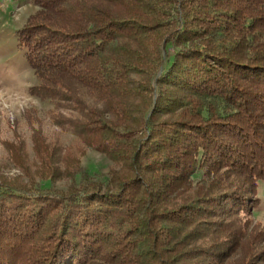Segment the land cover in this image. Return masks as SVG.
Segmentation results:
<instances>
[{"label":"trees","instance_id":"trees-1","mask_svg":"<svg viewBox=\"0 0 264 264\" xmlns=\"http://www.w3.org/2000/svg\"><path fill=\"white\" fill-rule=\"evenodd\" d=\"M32 1L20 46L76 140L0 180V264H255L264 0Z\"/></svg>","mask_w":264,"mask_h":264},{"label":"rangeland","instance_id":"rangeland-1","mask_svg":"<svg viewBox=\"0 0 264 264\" xmlns=\"http://www.w3.org/2000/svg\"><path fill=\"white\" fill-rule=\"evenodd\" d=\"M37 11L32 0H0V180L12 183L39 184L40 144L65 150L76 140L66 119L69 112L55 107L36 88L39 79L27 62L26 49L20 46L18 32ZM110 162L96 151H88L81 159V164L96 173V177L108 172ZM69 183L70 180L63 179L56 186L65 189ZM257 190L254 213L247 217L251 235L243 242L257 241L253 245L258 251L254 263L261 264L260 260H264V180L259 182ZM229 198H225L226 205H232ZM244 231L247 232L246 226ZM233 258L238 259L236 255L225 258L227 264H232Z\"/></svg>","mask_w":264,"mask_h":264}]
</instances>
